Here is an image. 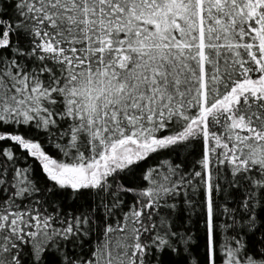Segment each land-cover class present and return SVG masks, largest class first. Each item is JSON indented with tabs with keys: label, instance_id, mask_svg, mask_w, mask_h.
Masks as SVG:
<instances>
[{
	"label": "snow or ice",
	"instance_id": "1",
	"mask_svg": "<svg viewBox=\"0 0 264 264\" xmlns=\"http://www.w3.org/2000/svg\"><path fill=\"white\" fill-rule=\"evenodd\" d=\"M0 264H264V0H0Z\"/></svg>",
	"mask_w": 264,
	"mask_h": 264
},
{
	"label": "trees",
	"instance_id": "2",
	"mask_svg": "<svg viewBox=\"0 0 264 264\" xmlns=\"http://www.w3.org/2000/svg\"><path fill=\"white\" fill-rule=\"evenodd\" d=\"M197 150H198V149H197ZM50 151H51V150H50ZM53 155H55V153H53ZM164 155H166V154H164ZM164 155L161 156V159L164 158ZM190 159H191V158H190ZM149 163H152V161H149ZM37 171H38V169H37ZM198 227H202V225H197V226H194V227H193V235H194V237H195L196 235L199 234V233H197V231H196V229H197ZM201 251H202V249H201Z\"/></svg>",
	"mask_w": 264,
	"mask_h": 264
}]
</instances>
